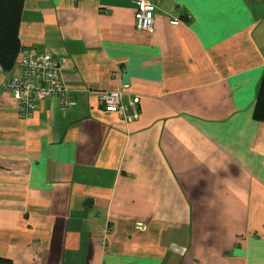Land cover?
I'll return each instance as SVG.
<instances>
[{"label":"crops","instance_id":"obj_1","mask_svg":"<svg viewBox=\"0 0 264 264\" xmlns=\"http://www.w3.org/2000/svg\"><path fill=\"white\" fill-rule=\"evenodd\" d=\"M154 4L149 33L130 0H25L22 50L64 61L75 104L23 119L2 90L0 259L264 264V0ZM123 83L136 119L98 104Z\"/></svg>","mask_w":264,"mask_h":264},{"label":"built area","instance_id":"obj_2","mask_svg":"<svg viewBox=\"0 0 264 264\" xmlns=\"http://www.w3.org/2000/svg\"><path fill=\"white\" fill-rule=\"evenodd\" d=\"M136 7V26L139 30L153 33L155 30L154 0H130ZM178 25L177 20L171 21ZM64 61L46 52L22 50L14 68L6 72L0 66V73H10V77L0 83V98L3 89L14 99L20 118L28 119L38 110L40 104L48 99L58 100L62 110L74 106L72 90L65 82ZM131 85L123 83L116 90L96 92L99 106L109 114H120L129 119L138 118L140 97H130ZM130 98L125 103L126 98ZM137 227L145 231L146 225L138 223Z\"/></svg>","mask_w":264,"mask_h":264},{"label":"trees","instance_id":"obj_3","mask_svg":"<svg viewBox=\"0 0 264 264\" xmlns=\"http://www.w3.org/2000/svg\"><path fill=\"white\" fill-rule=\"evenodd\" d=\"M25 0H0V66L6 72L13 70L22 51L19 30ZM253 118L264 122V77L260 85ZM2 264H13L0 259Z\"/></svg>","mask_w":264,"mask_h":264}]
</instances>
